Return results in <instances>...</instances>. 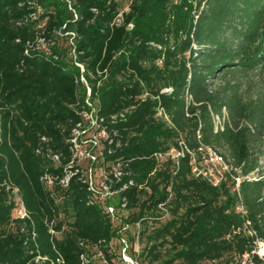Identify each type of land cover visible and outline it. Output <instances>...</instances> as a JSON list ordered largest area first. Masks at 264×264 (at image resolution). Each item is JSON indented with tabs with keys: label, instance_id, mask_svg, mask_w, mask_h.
I'll return each instance as SVG.
<instances>
[{
	"label": "trees",
	"instance_id": "obj_1",
	"mask_svg": "<svg viewBox=\"0 0 264 264\" xmlns=\"http://www.w3.org/2000/svg\"><path fill=\"white\" fill-rule=\"evenodd\" d=\"M75 62L107 159L134 181L123 194L140 262L264 264V84L249 96L242 81L264 71V0H0V264L112 256L113 222L67 166L86 96ZM208 149L224 168L215 178L198 168ZM45 173L57 177L50 187ZM12 188L25 219L11 218Z\"/></svg>",
	"mask_w": 264,
	"mask_h": 264
},
{
	"label": "built area",
	"instance_id": "obj_2",
	"mask_svg": "<svg viewBox=\"0 0 264 264\" xmlns=\"http://www.w3.org/2000/svg\"><path fill=\"white\" fill-rule=\"evenodd\" d=\"M74 16L76 17L75 13ZM117 21H120L119 17ZM42 48L48 51L46 45L43 44ZM75 64L80 68V81L85 86L86 96L80 112L81 118L71 129L68 138L72 156L67 166H73L75 172H82L83 181L86 183L89 192V201L102 208L110 217L116 229L113 237L116 239L114 240L115 242L112 238L108 243V253L112 256L108 258L104 251L95 248L90 254H80L81 264H138L137 260L127 253V238L125 234H122L125 233L124 230L131 226L126 221L131 210L127 207L128 200L123 192L133 186L134 181L131 178L124 179L128 173L123 169L122 163L118 159H107V156L112 153V150L107 147L111 143V140L108 139V134L102 125V118L98 116V105L96 101L90 98V87L82 74L84 70L83 65L78 62H75ZM36 151L39 152V149ZM179 154L180 152L178 151L170 152L172 158H177ZM46 156L55 164H59V154L52 153L49 150L46 152ZM71 174L69 172L59 179V183L63 187L67 186L68 177ZM56 178V176L45 173L41 177V180L47 187H50L54 184ZM214 184H216V181H214ZM11 195L13 199V206L11 208L12 220L28 217L16 188L11 189ZM158 208L161 212L159 218L168 216L164 203H159ZM237 210L243 211L242 206L239 205ZM135 225L138 230L133 236L135 238L134 241L138 242L140 224L136 222ZM50 232L53 233L54 231L50 229ZM57 260L60 261L59 259ZM247 263L248 260L244 256L241 264Z\"/></svg>",
	"mask_w": 264,
	"mask_h": 264
},
{
	"label": "rangeland",
	"instance_id": "obj_3",
	"mask_svg": "<svg viewBox=\"0 0 264 264\" xmlns=\"http://www.w3.org/2000/svg\"><path fill=\"white\" fill-rule=\"evenodd\" d=\"M126 0H119L120 4L123 5ZM69 32L61 33L59 37V40L57 43L63 47H67L72 44V38L68 34ZM243 86L246 89V94L249 96H254L257 92V90L261 87V85L264 84V71L263 70H256L252 74L248 76V78H242ZM218 82V81H217ZM214 124L216 127H218L222 123V119L215 117L214 118ZM219 158L216 157L214 151L212 149H208L207 153H204L202 156V159L200 163L198 164V168L202 170L205 174L211 176L212 178H215L217 175H219V172H222L224 168L221 167V164L219 162ZM261 166L264 170V155L261 157ZM257 174L252 173L249 175V177H255ZM141 228V227H140ZM138 229L129 226L125 231V237L127 238V244H128V250L127 253L134 257V259L137 260L138 264H145V262L141 263L140 260L143 258L139 256L140 252L142 251V248L144 247V240L140 242L134 241V234ZM116 240L113 238V241ZM115 242V241H114ZM116 246V245H115ZM257 252L259 255H264V242H258L257 245ZM140 262V263H139Z\"/></svg>",
	"mask_w": 264,
	"mask_h": 264
}]
</instances>
